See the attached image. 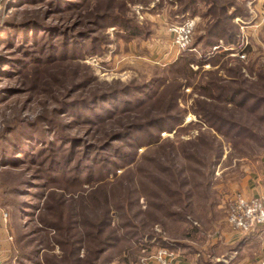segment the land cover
Here are the masks:
<instances>
[{
	"label": "trees",
	"instance_id": "1",
	"mask_svg": "<svg viewBox=\"0 0 264 264\" xmlns=\"http://www.w3.org/2000/svg\"><path fill=\"white\" fill-rule=\"evenodd\" d=\"M39 1L41 0H26L19 7L34 5ZM98 1L100 0H51L47 15L80 12L88 5H94L96 8ZM131 1L133 5L148 7L151 0ZM225 1L177 0V14L184 16L183 19H192L202 15L200 16L201 20L207 22V24L195 28L192 44L186 54L182 56L184 59H180L186 62V67L199 63L200 66L205 65L206 60L196 61V53H202L206 58L209 53L214 52L215 48L238 44L240 31L235 20L244 17L241 15V8L237 2L233 0ZM12 8L13 6L10 9ZM231 8H235L233 13L229 12ZM17 14L18 12L8 14L4 27L0 28V46H3V49L0 50V85L10 80L18 81L16 85L0 86V105L10 98L26 92L25 83L22 79L28 78L33 73L27 72L33 68L32 66L43 65L46 60L48 64L57 63L58 57L54 52L57 50L58 46L55 45V42L58 40H60V46L64 50L63 58L66 56L65 51H69L70 46L73 45L85 49L78 52L81 54H76L78 59H84L107 49L109 42H107L108 36H105V31L109 28L121 31L117 33V36L122 35L125 40H147L153 35L152 24L149 21L139 22L135 15L129 17L127 13L120 11L114 13L106 11L102 14H95L92 21L85 20L81 12L79 14L81 16L77 17L72 26L50 25L47 24L48 20L46 21L37 16H29V14L25 18L19 19L20 17ZM58 22L62 23V20L60 19ZM229 24L233 28L230 29ZM193 50L195 52H192ZM210 76L214 78L216 74H210ZM237 76H242L241 69L237 72ZM212 78L198 87L201 90V96L204 97L201 104L197 100L194 103L193 113L199 120L198 124L201 127L207 126L210 130L231 139L233 148H236L238 141L243 139L248 144L256 142L260 148L264 149V78H261L260 87L253 84V87H257V89L253 88V91L257 93L249 90L246 86V79H225L221 82L220 78ZM170 85L163 78L154 77L141 84L129 83L121 87L112 86L108 91L91 98L70 100L67 99L70 96L66 95L64 101L60 103V107L52 110L53 112L51 111L52 114H41L34 121L16 118L13 120L14 123L0 129V167H17L27 162L37 163V159L44 155L43 160L39 161L42 166L45 163L44 168L41 170L36 169V172H33L37 173V177H35L37 181H44V184L49 181V184L53 183L54 185L62 181L68 183V186L77 188L94 182L99 176L101 180L103 169L113 173L110 166L118 169L119 164L117 161L124 164L133 161V152L125 151V147L136 148L135 145H140L139 142L143 136L157 137L153 134V132H156L158 137H161L163 132L174 131L183 124L182 119L173 116L171 106L162 115H149L145 118L132 112L135 108L141 109L146 103L155 102L159 98L158 96L156 99L159 90L164 94ZM186 86L190 87L191 84ZM78 87L76 86V88ZM182 89V85L175 88L170 100L172 106L179 105V99L183 94ZM217 101L224 104L220 112L214 106L212 108L208 105L201 107L202 104ZM196 107L198 108L196 109ZM100 111H102V114L99 113ZM122 118L128 119L126 124H121L118 128L106 131L104 139L100 138L99 141L95 139L94 142L87 143L80 137L70 136L69 134L72 128L79 125H87L89 132L93 131L95 127L98 128L105 123L119 121ZM67 119L71 120L65 124ZM72 121L73 124L71 125ZM215 138V135L212 136L213 144H215ZM200 144H202L200 136L190 143L191 146L186 145L183 149H179V152L172 144L164 164H156L154 166L155 171L153 170L152 174L147 176L150 177L152 184L159 188L164 196L168 197L167 200H163L164 196L158 194V196H155L156 199L151 198L157 202L149 206L152 211L150 215L157 219L159 218L158 214L162 213V218L168 220V222L175 221L178 225L194 227L192 231L186 233V238H189L190 234L197 233L194 226L196 220L189 212L192 207V204H190L192 181L183 177V173L180 174L185 169H179L176 161L177 156L179 153L182 154L183 159L193 165L190 169L195 174L200 173L202 167L212 176L215 173V166L219 164V160L223 155L221 143L217 142L216 148L209 145L207 149L210 153L213 151V154L208 160L210 165H207L198 157ZM38 147H41L42 150L39 154L34 153ZM165 163H168V166H165ZM158 171L167 179L172 180L174 178L177 183L176 187L163 184L159 178L160 176H156ZM178 178L184 179L178 182ZM29 179L30 177L16 190L23 192L21 187L31 185ZM209 185L210 183H208ZM192 187L196 190L199 189L198 186ZM35 188L41 190L46 186L39 184ZM128 191L129 193L126 196L111 194L110 198L106 190L100 191L99 189L94 194L88 195L87 198L83 197L81 200L75 197L70 200L58 198L53 200V203H50L49 206L47 205L40 218V222L44 227L42 229L54 230L58 233L63 232L61 237L64 240L58 243L61 247L66 246V249L70 251L65 260H63V256L57 257L63 260L60 261L61 263L111 264L113 255L117 253L125 263L131 264V261H134V263L142 264L141 260L154 254L156 252L154 249L159 247L170 250H177L176 248L179 247L186 249L187 255H193L195 247L179 242L175 238L166 239L158 234L154 230L156 219L151 225H147V223L138 225L130 220L128 218L129 210H141L139 203L143 194L136 188H128ZM184 191L185 198L189 200L183 208H178L176 199ZM43 195L45 194L36 193L32 194V197L41 200L44 197ZM169 202H171L170 207H167L166 203ZM54 204H56V207H54ZM58 205L64 209H59ZM216 205L217 202L214 199L210 200L208 212L214 211ZM171 207L178 209L173 210ZM31 210L41 212L38 205L32 206ZM156 212L157 216L153 214ZM138 215L134 214L133 218L138 217ZM117 218L123 223L121 227L116 228L115 220ZM157 222L159 223V221ZM64 223L66 227L63 228ZM161 226L165 232L168 231L166 226ZM160 233L163 234V232ZM167 236L171 237L172 235L168 233ZM242 245L243 242H239L236 247L228 249L223 259L232 261V255L238 252ZM135 251L140 256L138 254L135 256ZM38 254L39 251H36L34 256H32V253L22 252L16 261L19 264H42ZM48 263L54 264L50 261L44 264ZM193 264H213V262L204 255L197 258ZM216 264H225V262L220 261Z\"/></svg>",
	"mask_w": 264,
	"mask_h": 264
},
{
	"label": "rangeland",
	"instance_id": "2",
	"mask_svg": "<svg viewBox=\"0 0 264 264\" xmlns=\"http://www.w3.org/2000/svg\"><path fill=\"white\" fill-rule=\"evenodd\" d=\"M50 1L41 0L34 5L19 7L26 0H0V14L3 15L0 28H3L5 25L6 16L8 14H16V12H18L19 19L25 18L29 14V16H37L46 21L48 20L47 24L50 25L72 26L77 17L81 16H79L81 12L85 20L92 21L95 18V14H102L106 11L112 13L120 11L127 13L129 17L135 15L139 22H143L144 20L149 21L152 24L153 35L147 40H125V38H122V35L120 37L117 36V33L121 31L109 28V30L105 31V36H108L107 42H109L107 49L103 52H98V54L87 56L84 59L76 57V54H81L78 52L84 48L80 49V47L73 45L70 46L69 51H65L66 56L63 58L62 54L64 50L60 46V40L56 41L55 45L58 47L54 54L58 57L57 63L48 64L46 60L43 65H31L33 68L27 72L33 73L28 78L22 79L25 83L24 88L26 92L12 97L0 105V129L14 123L15 121L13 120L16 118L34 121L41 114H52V110L60 107V103L64 101L66 95L70 96L67 98L70 100L91 98L104 91H108L112 86L121 87L129 83L141 84L154 77L163 78L167 84H171L165 90L167 92L163 94L159 90L156 99L158 96L159 98L155 102L146 103L141 109L135 108L132 112L145 118L149 115H162L171 106L173 108V116L182 119L183 124L178 126L174 131L163 132L161 137H158L156 132H153V134L157 137L149 138L148 136H143L140 139V145H135L136 148L130 149L125 147V151L133 152V161L131 163L124 164L117 161L119 164L118 169L110 166L113 173L107 169H103L101 171L103 180H100L99 176L94 182L88 183L83 187L68 186V183L62 181L57 185L53 183L49 184V181L45 182V184L44 181H37L35 178L37 177V173L33 172H36V169L41 170L44 168L45 163L43 166L39 163V161L43 160L44 155L37 159V163L27 162L17 167H0V264H19L16 259L22 252H26L27 254L32 253V256H34L36 251H39L38 255L42 264L49 261L54 264H63L61 262L70 253L69 249H66V246L61 247L58 243L64 240L61 237L63 232L58 233L54 230H44L40 222V218L45 212L47 205L49 206L50 203H53V200L58 198L70 200L75 197L81 200L83 197L87 198L89 197L88 195L94 194L99 189L100 191L106 190L109 193L108 196L111 198V194L126 196L129 193L128 188H136L143 194L139 203L141 210H129L128 218L138 225L143 223L151 225L155 222L154 219L156 218L150 215L152 211L149 209V206L156 204L155 202L157 201L153 200L156 199L155 196H158V194L164 196V194L152 184L150 177L147 176L152 174L156 164H164L172 144L175 145V149L179 152V149L181 150L184 146L190 145L199 136L202 144L199 145L198 157L202 162L210 165L208 164V160L213 151L210 153L207 148H209V145H213L216 148L217 142L222 145L223 155L219 160V164L215 166V173L212 176L202 167V171L195 174L190 169L193 165L187 163L183 159L182 154L179 153L177 156L176 161L178 162L179 169H185L180 174L183 173V177L192 181V186L199 187L198 190L192 186L190 187L192 188V198L190 200L192 207L189 212H191L196 220L194 221V226L197 229V233L190 234L189 238H186V233L192 231L194 227L178 225L175 221L168 222V220L162 218V213L159 212V218L156 219L159 223L156 221L154 230L166 239L171 240L175 238L179 242L195 247V252L191 256L187 255L186 249L176 248L177 250L175 251L179 253V264H193L197 258L204 255L213 264L220 261H224L225 264H236L234 254L231 257L232 261L223 259L228 249L236 247L240 242L238 239H235L232 240V243H226L223 236V234L235 233L228 223L229 204L235 196L242 194V187L245 185L247 178H249L250 186L252 184L253 187L256 186L252 183V179L257 178L259 179L258 185L264 187V149L260 148L256 142L250 141L251 143L248 144L243 139L238 141L236 148H233V141L231 139H227L216 131L210 130L207 126L201 127L198 124L199 120L193 113V109H195V100L200 102V104L202 103L204 97L201 96L202 93H200L201 90L198 87L213 77L210 74H216L212 79L220 78L221 82L225 81V79H246V86L252 92H255L253 88L257 89V87L261 86V78H264V0H233L240 5L241 15L244 17L235 20L240 31L238 34V44L215 48L214 52L209 53V56L207 55L206 58H204L202 53H196V61L201 62L206 60L205 65L200 66L199 63L189 67L185 66V61L180 60L184 59L182 56L186 54V51H177L173 44L174 37L169 31L172 26L181 24L187 20L183 19L184 16L177 14V0H151L148 7L137 4L133 5L131 0H100L97 2V6L95 4L96 8L94 5H88L80 12H64L48 16L47 10H49ZM11 6H13L12 9H10ZM234 11L235 8H231L229 12L233 13ZM200 16L202 15L192 18L196 19V28L199 25L207 24V22L201 20ZM60 19L62 23L58 22ZM228 27L230 29L233 28L230 24ZM159 32H165L168 39L167 43L160 39ZM143 42H148L149 47L142 48L140 43ZM134 44L136 47H134ZM2 49L3 46H0V50ZM192 52L195 51L193 50ZM44 58L46 59V57ZM240 69L241 77L237 76V72ZM239 82L237 83L239 84ZM17 83L18 81L16 80H10L0 86L7 84L12 86ZM188 84H191V86L187 87L186 85ZM253 84L258 86L253 87ZM179 85L183 86L181 90L183 94L179 99V105L172 106L170 100L175 88ZM76 86L79 87L76 88ZM197 90L199 91L197 92ZM206 105L211 108L214 106L219 112L224 107V104L218 101L202 104L201 107ZM99 113L102 114V111ZM70 120H65V124H67V121L69 123ZM127 120L122 118L119 121L105 123L89 132V127L85 124L76 127L73 125L75 128H72L69 134L70 136L80 137L87 143L94 142L95 139L99 141L101 140L100 138L104 139L106 131L118 128L121 124H126ZM120 121L122 122L120 123ZM72 124L73 121L71 122ZM99 129L101 130L99 131ZM214 135L216 136L215 144H213L214 141L212 140V136ZM40 150L42 148L38 147L33 152L39 154ZM165 166H168V163H165ZM154 173L156 174V172ZM156 176H160L159 178L163 184H168L171 187H176L177 185L174 178L172 180L167 179L159 171ZM28 177H30L31 185L21 187L23 192L16 190ZM183 179L178 178V182ZM208 183H210L209 186ZM39 184L46 186V188L37 190L35 187L39 186ZM36 193L45 195H43V199L37 200L32 197V194ZM166 198L168 197L165 195L163 200H167ZM185 199L184 191L176 199L178 208H183L189 200ZM213 199L217 202V205L213 209L214 211L210 213L208 212V204ZM21 202L23 203L21 204ZM171 202L166 203V206L170 207ZM34 205H38L41 212L31 210V207ZM54 207H56V204H54ZM58 207L61 210L64 209L60 205ZM178 208L171 207L173 210H177ZM32 212L34 213L32 214ZM134 214L139 215L133 218ZM153 214L157 216V212ZM115 223L117 228L121 227L123 221L117 218ZM161 225L166 226L168 231L165 232ZM62 227H66V224L64 223ZM168 233L172 236L168 237ZM160 249L164 248L159 247L154 250L157 252ZM136 254L140 256L135 251V256ZM154 254L143 258L141 263L155 264L152 260ZM252 254L254 258L251 257ZM62 256L63 260L57 258ZM263 256L264 247L258 245L253 251L245 253V257L238 264H260ZM111 264L128 263L123 262L118 254L115 253ZM131 264L137 263L131 261Z\"/></svg>",
	"mask_w": 264,
	"mask_h": 264
},
{
	"label": "built area",
	"instance_id": "3",
	"mask_svg": "<svg viewBox=\"0 0 264 264\" xmlns=\"http://www.w3.org/2000/svg\"><path fill=\"white\" fill-rule=\"evenodd\" d=\"M2 18L3 15L0 14V22ZM196 24V19H187L170 28L169 31L174 37L173 44L178 52L189 50ZM228 223L235 233L242 235L251 234L258 227H264V197L247 198L243 194L235 196L229 204ZM152 260L155 264H179V253L175 250L160 249ZM260 264H264V256Z\"/></svg>",
	"mask_w": 264,
	"mask_h": 264
},
{
	"label": "crops",
	"instance_id": "4",
	"mask_svg": "<svg viewBox=\"0 0 264 264\" xmlns=\"http://www.w3.org/2000/svg\"><path fill=\"white\" fill-rule=\"evenodd\" d=\"M160 33V39H162V41H164L165 43L168 42L167 39V35L165 34V32H159ZM168 33V32H167ZM169 34V33H168ZM140 45H142L141 47H149V43L148 42H143L140 43ZM134 47L135 44H134ZM249 178L246 179L245 181V185H243L242 187V194L247 197V198H254V197H264V187H262L261 185H258V181L259 179H252V183H254L256 186L253 187L250 186V182L248 181ZM224 239L226 241V243H232V240L238 239V241L243 242L242 247L240 248V250L236 253H234V259H236L235 263L238 264L242 258L245 257V253H249L251 251H253V249L256 248V246L258 245H262L264 247V227H258L254 232H252L250 235H238L235 233H228V234H223ZM253 257V254L251 256ZM253 262V261H251ZM259 262V261H258Z\"/></svg>",
	"mask_w": 264,
	"mask_h": 264
}]
</instances>
